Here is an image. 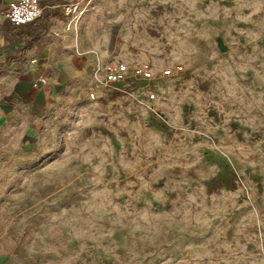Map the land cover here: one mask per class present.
<instances>
[{
	"label": "rangeland",
	"instance_id": "374dc122",
	"mask_svg": "<svg viewBox=\"0 0 264 264\" xmlns=\"http://www.w3.org/2000/svg\"><path fill=\"white\" fill-rule=\"evenodd\" d=\"M119 4L153 79L43 109L0 76L1 264H264V0Z\"/></svg>",
	"mask_w": 264,
	"mask_h": 264
},
{
	"label": "crops",
	"instance_id": "0c3cea01",
	"mask_svg": "<svg viewBox=\"0 0 264 264\" xmlns=\"http://www.w3.org/2000/svg\"><path fill=\"white\" fill-rule=\"evenodd\" d=\"M10 1L0 0V76L14 77L13 95L21 103L43 109L61 106L67 96L80 92L86 84L80 83L82 80L92 87L100 82L94 88L96 94L111 95L103 81V65L109 61L136 64L137 49L125 41L120 29L125 17L117 13L119 0H91L85 14L69 29V17L61 5L72 0H42L40 18L20 27L11 26L4 18ZM37 77L41 81L36 82ZM133 79L130 75L128 82ZM51 114L54 117L53 111ZM7 248L0 243V252ZM8 259L7 254L0 255V264Z\"/></svg>",
	"mask_w": 264,
	"mask_h": 264
},
{
	"label": "built area",
	"instance_id": "2783aa9c",
	"mask_svg": "<svg viewBox=\"0 0 264 264\" xmlns=\"http://www.w3.org/2000/svg\"><path fill=\"white\" fill-rule=\"evenodd\" d=\"M90 4L91 0H74L61 5L62 12L69 17L66 25L67 29L81 19ZM42 10V0H11L6 5L4 18L11 26L20 27L37 21L42 14ZM102 71L105 75L104 83L117 88L122 84H126L130 75L142 80H151L154 77L152 68L147 63L129 66L124 62L109 61L103 65ZM170 73L169 69L163 70L165 75ZM39 81H41V78L37 77L36 82ZM91 97H93L92 94ZM150 97L153 98L154 95L151 94Z\"/></svg>",
	"mask_w": 264,
	"mask_h": 264
},
{
	"label": "trees",
	"instance_id": "16d2710c",
	"mask_svg": "<svg viewBox=\"0 0 264 264\" xmlns=\"http://www.w3.org/2000/svg\"><path fill=\"white\" fill-rule=\"evenodd\" d=\"M39 34H40V33L35 34V35L31 38L30 43H31L34 39H36V38L38 37ZM30 43H29V44H30Z\"/></svg>",
	"mask_w": 264,
	"mask_h": 264
},
{
	"label": "water",
	"instance_id": "95a60500",
	"mask_svg": "<svg viewBox=\"0 0 264 264\" xmlns=\"http://www.w3.org/2000/svg\"><path fill=\"white\" fill-rule=\"evenodd\" d=\"M220 48H221L222 50H224V49H225V47H224L223 45H221V44H220Z\"/></svg>",
	"mask_w": 264,
	"mask_h": 264
}]
</instances>
